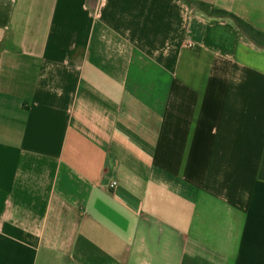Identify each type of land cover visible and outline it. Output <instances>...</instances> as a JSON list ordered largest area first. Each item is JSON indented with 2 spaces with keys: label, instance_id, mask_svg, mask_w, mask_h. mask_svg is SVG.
Returning <instances> with one entry per match:
<instances>
[{
  "label": "crops",
  "instance_id": "crops-1",
  "mask_svg": "<svg viewBox=\"0 0 264 264\" xmlns=\"http://www.w3.org/2000/svg\"><path fill=\"white\" fill-rule=\"evenodd\" d=\"M0 264H264V47L185 0H0Z\"/></svg>",
  "mask_w": 264,
  "mask_h": 264
},
{
  "label": "trees",
  "instance_id": "trees-1",
  "mask_svg": "<svg viewBox=\"0 0 264 264\" xmlns=\"http://www.w3.org/2000/svg\"><path fill=\"white\" fill-rule=\"evenodd\" d=\"M189 5L207 13L208 15L221 16V17H230L236 26L244 32L250 39H252L259 46L264 47V33L254 29L251 25L247 24L240 18L236 17L231 13H227L223 10L215 9L210 5L198 1V0H185Z\"/></svg>",
  "mask_w": 264,
  "mask_h": 264
},
{
  "label": "built area",
  "instance_id": "built-area-1",
  "mask_svg": "<svg viewBox=\"0 0 264 264\" xmlns=\"http://www.w3.org/2000/svg\"><path fill=\"white\" fill-rule=\"evenodd\" d=\"M187 44H188V45H191L189 42H187ZM114 184H115V182H112V183L110 184V187H113Z\"/></svg>",
  "mask_w": 264,
  "mask_h": 264
}]
</instances>
